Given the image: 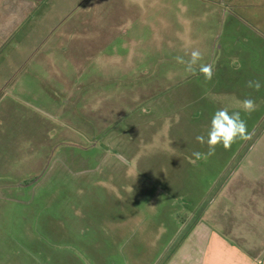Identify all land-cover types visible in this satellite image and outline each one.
Here are the masks:
<instances>
[{
	"label": "rangeland",
	"instance_id": "374dc122",
	"mask_svg": "<svg viewBox=\"0 0 264 264\" xmlns=\"http://www.w3.org/2000/svg\"><path fill=\"white\" fill-rule=\"evenodd\" d=\"M28 1L0 0L4 58L19 43L30 50L33 41L28 38L23 44L20 36L29 34L33 23L22 25L21 15L32 12L38 19L43 9L35 0L24 10L18 8ZM57 1L65 3L63 22L72 14L67 13V5L86 11L87 0H44V12ZM177 4L183 7L169 9L170 17L180 16L187 23L206 20L203 14L210 10L202 1L188 7L186 0ZM14 13L18 16L10 19ZM114 16L112 10L103 17ZM189 29L209 32L210 23ZM13 33L18 37L9 39ZM167 40L171 54L179 48L185 62L193 50L201 52L193 69L209 64L208 39L181 37L184 42L179 45L165 35ZM238 43L243 47V41ZM222 44L215 45L216 52L225 47ZM236 52L238 57L228 51L225 57L217 53L211 59L210 81L200 73L188 81L193 72L186 70V82L169 90L168 103L163 98V103L158 100L149 108H155L151 110L155 124L147 127V140L138 143L137 155L123 152L122 142L111 153L99 148L95 158L86 148L61 150L62 146L56 157L61 160L39 178L1 189L0 250L21 246L28 255L23 264H264V102H259L264 98V72L246 74L251 59H240L242 54L250 55L245 49ZM257 79L259 91L246 86ZM248 97L257 105L250 116L241 111L249 138L238 140L227 151L217 146L215 154L207 156V145L197 142L196 136L207 137L217 109L241 110V101ZM145 115L146 111L139 116ZM133 159L148 161L147 167L130 169ZM112 162L117 165L114 170ZM68 163L74 166L67 167ZM97 163L100 169L94 167ZM98 179L108 184H89Z\"/></svg>",
	"mask_w": 264,
	"mask_h": 264
},
{
	"label": "crops",
	"instance_id": "0c3cea01",
	"mask_svg": "<svg viewBox=\"0 0 264 264\" xmlns=\"http://www.w3.org/2000/svg\"><path fill=\"white\" fill-rule=\"evenodd\" d=\"M35 1L43 9L40 18L24 11L20 19L22 25L33 23L29 34L20 36L23 44L28 38L33 41L30 50L19 43L13 53L0 56V190L39 178L61 160L56 157L62 146L61 150L86 148L95 158L99 148L111 153L122 142L123 152L137 155L138 143L147 140V127L155 124L151 115L155 108H149L158 100L163 103V98L168 103L169 90L186 82L187 71L177 61L181 50L171 54L165 35L180 45L199 35L204 38L202 32L189 28L210 23L204 38L211 42L209 64L217 53L225 57L233 51L231 55L238 57L235 50L245 49L250 56L242 54L240 60L251 59L246 74L264 72V66H258L264 62V0H202L210 8L203 14L206 20L190 23L169 15V9L183 7L177 4L181 0H87L83 13L80 7L74 11L75 5H67V13L72 14L64 22L63 1L45 12L44 0ZM30 3L20 2L18 8L24 10ZM194 3L186 0L187 7ZM112 10L114 18L103 17ZM12 36L18 37L13 33L9 39ZM122 41L121 48L113 49ZM220 41L225 47L216 52ZM192 72L188 81L199 77L200 71ZM144 111L146 117H140ZM130 162L133 169L147 167L148 161ZM110 165L111 170L117 167L114 162ZM94 167L100 169L98 163ZM90 183L103 186L108 181ZM7 248L0 250L2 264L26 261L24 248Z\"/></svg>",
	"mask_w": 264,
	"mask_h": 264
},
{
	"label": "clouds",
	"instance_id": "9594fccd",
	"mask_svg": "<svg viewBox=\"0 0 264 264\" xmlns=\"http://www.w3.org/2000/svg\"><path fill=\"white\" fill-rule=\"evenodd\" d=\"M201 59V52L199 50H193L191 52V59L187 62L181 57H177L179 63H186L188 71H193V65H195ZM200 74L205 78V81H210L213 76V67L210 64H204L200 66ZM246 86L252 88L255 91H259L261 88L260 81L250 80L247 81ZM257 108L256 101L251 97L245 98L241 101V110L229 112L226 108L217 109L211 116L209 127L207 130V137L203 134L197 135L196 140L200 144L207 145V156L215 154L217 146L227 151L238 140L243 141L249 138L247 121L242 118L241 111L246 115H251ZM197 159L200 158L199 152L194 153Z\"/></svg>",
	"mask_w": 264,
	"mask_h": 264
},
{
	"label": "trees",
	"instance_id": "16d2710c",
	"mask_svg": "<svg viewBox=\"0 0 264 264\" xmlns=\"http://www.w3.org/2000/svg\"><path fill=\"white\" fill-rule=\"evenodd\" d=\"M197 1H202V0H195V2H197ZM209 33H210V31L209 32L202 31V35L204 36V38H206L209 35ZM198 73H200V72H198Z\"/></svg>",
	"mask_w": 264,
	"mask_h": 264
}]
</instances>
